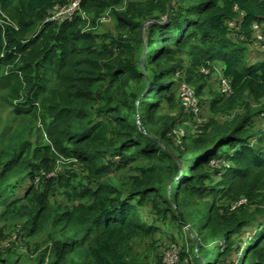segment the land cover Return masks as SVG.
<instances>
[{
	"label": "trees",
	"instance_id": "trees-1",
	"mask_svg": "<svg viewBox=\"0 0 264 264\" xmlns=\"http://www.w3.org/2000/svg\"><path fill=\"white\" fill-rule=\"evenodd\" d=\"M70 2L0 0V92L13 103L12 114L28 121L0 150V202L5 205L11 190L29 183L19 199L12 194L14 201L2 213L24 220L23 229L10 231V238L20 241L28 230L30 236L39 235L50 223L37 264H47L46 259L49 264H144L128 258L129 242L139 235L154 236L165 225L185 223L178 210L184 222L174 216L177 202L206 198L196 215L197 228L205 232L202 242L221 248L218 259L208 254L206 261L264 264V126L255 123L264 113V53L243 56L252 44V23L264 21V0H178L188 6L170 5L163 24L146 25V39L143 15L130 1L123 10L113 9L124 0H84L79 8L84 18L44 23L51 8ZM166 2L144 3L149 20ZM109 8L117 34L85 30L84 20L92 23ZM135 49L141 52L137 58ZM180 52L189 56L191 74H186ZM213 64L231 94L221 91L219 80L217 94L210 93L207 103L200 98L198 115H189L179 86L200 82V70ZM150 66L158 72L143 94L135 93L133 86L147 82ZM177 73L181 77L174 81ZM203 88L199 83L197 97ZM164 105L176 111L167 119L172 129L188 118L176 158L192 157L186 176L178 174L172 156L159 146L170 139V130L156 133L158 140L141 139ZM203 107L212 115L205 121ZM153 160L172 162V178L178 174L166 198L154 184L159 169ZM62 161L80 165L86 184L72 169L60 171ZM125 170L131 172L127 186L99 182ZM55 195L64 200L52 216ZM252 227L235 263L229 257L241 248L237 239ZM10 252L0 248L3 261Z\"/></svg>",
	"mask_w": 264,
	"mask_h": 264
},
{
	"label": "rangeland",
	"instance_id": "rangeland-1",
	"mask_svg": "<svg viewBox=\"0 0 264 264\" xmlns=\"http://www.w3.org/2000/svg\"><path fill=\"white\" fill-rule=\"evenodd\" d=\"M130 1L131 6L133 9L137 12H140L143 15L142 19V36L146 39L145 34V28L148 24H163L166 20L167 16L170 14L169 6L172 5L173 9L175 6H181V3L184 7H187L188 4L185 2H178V0H167V2L164 4L163 9H157V12H154L153 16L155 17V20H149V16L151 14H148L143 8H145V4L149 0H124L123 4H120L119 6L113 8L116 11L123 10L125 8V2ZM177 5H175L176 3ZM163 10V11H162ZM84 18V15H82ZM94 20V19H92ZM85 30H89L92 32H95V34L98 35H105L110 34L114 35L117 34L116 25L114 22V16L112 14V9L109 8L104 11L100 15L99 18H95L94 21L91 20H84ZM93 24V27H92ZM248 49V51H247ZM145 51V50H144ZM149 54V50L147 51ZM264 51H261L259 47L255 46L254 44L246 46V51L244 52V58H249L250 56H260L263 55ZM141 52L135 49V55L136 58L139 57ZM180 57L183 58V62H185V67L187 68L186 71H188L186 74L188 75L191 71V68L188 67V62L190 64L189 56H187L184 52L179 53ZM213 67L212 69H201L204 70V73H202L203 78L200 82H197L196 84L193 83V85L188 84L190 88L193 90L195 94V89L197 88L199 83L204 84V88L200 94V96H196V99L199 100L200 98H203L205 102H208V99L210 98V93H216L217 94V86L219 80H221L220 73L217 71L218 65H211ZM158 72L156 68L153 66L149 67L148 70V80L144 83H139L137 85L133 86V90L135 93L140 94L145 92L148 82L151 80V76L155 75V73ZM191 74V73H190ZM211 74V75H210ZM184 77V75H182ZM181 77V76H180ZM177 80V76L174 77V81ZM141 87V88H140ZM178 91V96H179ZM141 94V95H142ZM140 95V96H141ZM207 106V105H206ZM13 103L8 102L4 98V94L0 92V150L4 151L9 145V137L12 135L13 132L14 136L20 135L22 132V128L25 127L28 123L27 119L19 118L14 116L13 113ZM176 115V111L171 107L164 105L162 108H159L155 112V123L150 125L148 129L146 130V133H142L141 139L142 140H158L155 135L156 133H161L167 130H170L169 133H167V137L170 139H166L165 142H159L160 148L165 151V153L170 154L172 158L174 159V164L177 165L178 174L180 171H183V173L186 176L187 172V166L192 159L191 156H186V159L183 157H180L179 159H176L179 155L178 146L181 143V140L183 137H186V128L188 127V118L184 120V124L177 126L175 129L171 128V125H169L168 120L169 117L173 118ZM210 113L208 112L207 108H202L201 111V117L205 121L209 117H211ZM185 117V116H184ZM164 118V119H163ZM255 123H257V126H264V113L263 115H260L259 117L255 118ZM136 126L139 128L141 126L139 121H136ZM11 127V128H10ZM252 132V131H250ZM15 143V142H14ZM189 161V162H188ZM71 162H60L58 169L63 172V170L66 169H72L73 172H75L77 175H81V177H78L81 182L85 183L86 180L84 179V175L87 178V173L85 172L82 167L76 163ZM151 164H156L158 166L159 171L155 173V182L154 184H159L161 188L157 190L159 193L162 194L163 198L168 197L167 192H172V186H170L171 180L176 178L178 174H176L173 178L172 176L176 172L173 170L172 162H169L167 160H153ZM143 165V162H138L137 166L141 167ZM145 165H149V163H145ZM211 165L215 166V162H211ZM59 171V170H58ZM131 174L129 170H125L124 172H121L120 174L114 173L110 174L101 180L99 182L107 183L108 185H111L112 188L116 187L119 188L127 186L128 185V176ZM51 176H55L54 173L51 174ZM37 182V180H36ZM86 184V183H85ZM29 186V183L23 182L19 186H17L13 191V193L9 194L7 198H5L4 203L7 205V202L11 200L14 201V199H19L23 193L25 192V189ZM12 194H14V199L11 197ZM12 199H11V198ZM63 198H61L59 195H55L52 197V205L54 208H52V216L57 214V211L59 209V205L63 203ZM203 200H192L187 199L184 203V201H178L177 206L175 207V211L173 213L176 219L181 220L184 222L183 219H180L179 216H177V210L185 215V223L179 224V226H170L165 225V227L161 228L158 234H155L154 236H143L139 235L138 237L134 238L129 242V246L131 248L130 252H128V258L132 260L133 262H140L144 264H168L171 263L172 257L169 256V251H171L173 248H175L178 251V258L174 260L173 262L175 264H186L189 263L188 260H192L194 264H204L206 261V256L209 254H213V258L218 259L217 255L219 250L221 248L216 247V242H202L201 238L203 237V234L205 233L203 229L199 232V229L197 228V217L198 212L201 210ZM5 205L2 204V201L0 202V229L3 230V235L0 238V248L2 250L10 249L12 252L10 253H4L3 256L6 258L5 261L0 259L2 261V264H37L38 260V254L41 247L45 244L47 241L46 236L52 231V228L50 227V223L46 224V228H44L43 232L39 235L30 236L29 230L27 232H23V236L20 241H15V239L10 235V231L14 229H20L23 226L24 220H14L11 218H7L6 216H2V213L5 209ZM56 206V207H55ZM172 212V211H171ZM176 212V213H175ZM172 214V213H171ZM23 229V227H22ZM253 227L249 228L247 231H245L238 239L237 242L240 243L241 248H239V251L237 254L234 252L231 253L229 259L234 260L236 263L238 258H241L243 256L242 250L247 246L246 240L252 235L253 233ZM14 240V242H12ZM31 248V250H37L35 253H32V251L28 248ZM201 249V250H200ZM184 252V255L182 253ZM33 255V256H32ZM184 257V258H183ZM215 259H211V262L215 261ZM167 260L169 262H167ZM195 261V262H194ZM47 264H49L48 260L46 259ZM208 262V260L206 261ZM238 263V262H237ZM46 264V263H44ZM208 264H211L208 262Z\"/></svg>",
	"mask_w": 264,
	"mask_h": 264
},
{
	"label": "built area",
	"instance_id": "built-area-1",
	"mask_svg": "<svg viewBox=\"0 0 264 264\" xmlns=\"http://www.w3.org/2000/svg\"><path fill=\"white\" fill-rule=\"evenodd\" d=\"M83 1L84 0H71L69 4L51 8L47 13V18L45 19L44 23H56L58 25H61L64 23L72 22L76 18V16L83 15V13L79 10ZM242 16L243 15H241V17ZM230 26L231 28L235 27V23H231ZM251 30L252 45L254 44L255 46L259 47L261 51H264V21L252 23ZM200 71L204 73V70ZM176 76L179 77L180 74L177 73ZM220 89L226 96L231 94V87L229 86L228 81L224 78L220 80ZM178 91L180 92L179 98L184 111L189 115L197 116L199 113V103L190 86L187 83L182 82L179 86ZM169 252V256L172 257V261L168 264H175L173 261L178 258V251L173 248ZM167 262L169 261L167 260ZM186 264L189 263L186 262Z\"/></svg>",
	"mask_w": 264,
	"mask_h": 264
}]
</instances>
